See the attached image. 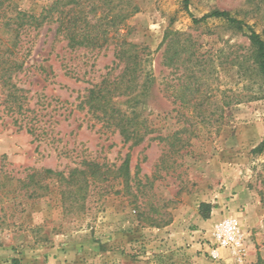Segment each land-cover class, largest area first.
Listing matches in <instances>:
<instances>
[{
  "label": "rangeland",
  "instance_id": "rangeland-1",
  "mask_svg": "<svg viewBox=\"0 0 264 264\" xmlns=\"http://www.w3.org/2000/svg\"><path fill=\"white\" fill-rule=\"evenodd\" d=\"M57 1L41 27L21 25L20 12L47 14ZM189 1L186 9L183 0H0V264H264V99L234 102L249 93L232 64L249 40L220 19L193 21L226 10L264 38V5ZM65 3L88 18L93 32L114 38L102 48L69 47L56 32ZM122 9L132 13L115 25ZM186 36L203 66L167 65L169 43ZM119 37L146 48L154 75L137 111L155 132L138 145L82 104L92 85L119 74ZM11 66L19 109L8 97L15 89L3 86ZM192 70L200 78L198 105L184 106L176 87ZM128 156L130 188L112 173L79 193L43 172L68 175L86 161L114 172ZM225 218L238 221L245 252L224 250L213 260L206 244Z\"/></svg>",
  "mask_w": 264,
  "mask_h": 264
},
{
  "label": "trees",
  "instance_id": "trees-1",
  "mask_svg": "<svg viewBox=\"0 0 264 264\" xmlns=\"http://www.w3.org/2000/svg\"><path fill=\"white\" fill-rule=\"evenodd\" d=\"M255 4L256 10L264 5V0H249ZM54 4L47 9V14L42 13L40 16H34L26 12L19 13V19L26 26L41 27L45 21L53 14L57 5ZM184 7L189 9V0H183ZM70 3L63 4L64 8L60 11V18L57 34L67 40L68 46L71 48H102L113 36L109 35L108 30L102 32H93L87 17H83L81 12H74L75 5L69 7ZM135 10V9H134ZM134 12V11H133ZM132 11L124 9L114 17V24L120 25L129 18ZM210 18H217L232 31L237 33L244 32L249 40V45L245 48L243 54L237 53L232 60V64L237 68V75L241 81L245 82V89L249 91L246 95H234V102L254 101L264 99V38L258 33L254 27L248 24L244 19L233 16L229 11L215 9L202 17H193L194 23H201ZM169 36V34H168ZM166 35V39L168 37ZM176 37L184 36L180 32H176ZM173 41V40H172ZM170 42L166 53V64L169 66H178L184 62H193L194 67L203 66L202 56L193 45V39L186 36L184 39L176 38ZM170 46V47H169ZM193 46V48H191ZM146 48L138 44L128 41L126 38H118L114 56L121 65L120 72L113 78H105L101 82L92 85L85 95L82 102L88 111L92 113L98 120L102 121L109 128L118 131L125 142H131L138 145L145 140L147 136L155 132L146 119H142L137 111L140 100H143L153 89L154 75L151 70L147 69L148 59L145 57ZM15 67L5 69L3 75V86L11 85L15 90L9 91L8 97L12 104L17 108H21V98L19 95L20 88L10 83L12 73L16 71ZM200 78L196 71H191L187 77V83L183 82L176 87L177 96L181 105L197 104L195 96L200 92ZM127 98L134 102L132 109L122 108L116 99ZM198 105V104H197ZM159 138V137H158ZM165 140L169 137H160ZM181 140L180 138H175ZM264 148V140L258 147L259 150ZM43 172L48 176L57 177L59 181H64L66 186L76 188L79 193L86 192L89 187L90 180H107L109 174L115 173L116 177L123 178L125 187H131V171L130 158L126 157L123 164L116 170L112 171L110 167L104 168L98 162L86 161L84 168H73L66 175L62 171L53 169H44ZM201 209L210 211V204L202 203Z\"/></svg>",
  "mask_w": 264,
  "mask_h": 264
},
{
  "label": "built area",
  "instance_id": "built-area-1",
  "mask_svg": "<svg viewBox=\"0 0 264 264\" xmlns=\"http://www.w3.org/2000/svg\"><path fill=\"white\" fill-rule=\"evenodd\" d=\"M211 239L207 243V252L213 260H220L224 250L236 255L245 252V235L238 221L225 218L217 223L212 231Z\"/></svg>",
  "mask_w": 264,
  "mask_h": 264
}]
</instances>
